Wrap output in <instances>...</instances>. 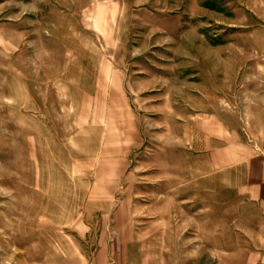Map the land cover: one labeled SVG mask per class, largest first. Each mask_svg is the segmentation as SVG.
Masks as SVG:
<instances>
[{
  "label": "rangeland",
  "instance_id": "obj_1",
  "mask_svg": "<svg viewBox=\"0 0 264 264\" xmlns=\"http://www.w3.org/2000/svg\"><path fill=\"white\" fill-rule=\"evenodd\" d=\"M261 79L264 0H0V264H261L208 155Z\"/></svg>",
  "mask_w": 264,
  "mask_h": 264
},
{
  "label": "crops",
  "instance_id": "obj_2",
  "mask_svg": "<svg viewBox=\"0 0 264 264\" xmlns=\"http://www.w3.org/2000/svg\"><path fill=\"white\" fill-rule=\"evenodd\" d=\"M256 90L253 103H246L243 111V125L237 120L236 128L229 131L231 140L225 143L221 154L216 155L213 146V151L208 148V155L213 163L217 161L224 171L231 172L229 181L238 198L239 225L243 228L244 223L246 229L244 236L241 232L244 240L240 244L251 245L239 247V252L244 253V259L254 257L264 264V85ZM239 128L243 130L242 136L237 133Z\"/></svg>",
  "mask_w": 264,
  "mask_h": 264
}]
</instances>
